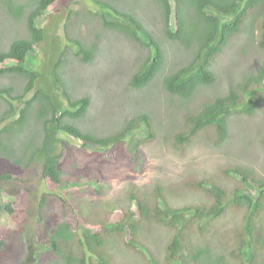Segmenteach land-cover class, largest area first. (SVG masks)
Segmentation results:
<instances>
[{"label":"trees","instance_id":"1","mask_svg":"<svg viewBox=\"0 0 264 264\" xmlns=\"http://www.w3.org/2000/svg\"><path fill=\"white\" fill-rule=\"evenodd\" d=\"M1 1L16 20L26 15L27 7L29 11L26 16L27 34L15 37L7 49H0V79H17L23 85L17 95H13L12 84L0 85V98L9 104L0 114V124L5 123L0 129V162L6 159L15 166L33 168L35 172L32 179L21 184L4 186L5 182L14 178L11 174L0 171V190L4 192L12 186L25 188L29 198H32L28 208L31 214L32 201L38 193V180L41 178L50 179L63 188L83 186L84 182H64L62 179L59 166L62 154L55 152L54 147L68 138H74L86 148L99 150L110 149L124 142L136 168L141 170L147 158L143 146L158 138L156 123L149 112L137 113L117 132L98 135L87 126L90 96L76 95L63 75L65 58L61 57L52 65L51 74L52 85L54 89L61 91L64 100L53 91L40 86L43 72L35 68L37 46L45 35L40 22L58 0H31L27 4L17 0ZM93 1L100 8L97 16L103 27L125 36L140 51L138 68L130 76L131 87H149L165 69L169 54L163 45L164 40L177 46L178 51L184 52V62L162 78L165 90L174 101H194L205 90L218 84L215 63L238 33L245 31L251 38L256 36L258 46L264 52V0ZM80 13L70 10L66 23L69 33L73 31L74 21ZM89 13L94 14L92 11ZM153 23L158 26L162 40L149 27ZM77 30L81 32L79 28ZM85 41L75 33L70 37L73 45L69 44V48L73 47L76 56L82 61L90 62L98 44ZM33 90L32 98L26 99V95ZM204 94V100L189 109L185 130L167 129L166 138L178 150L187 148L203 133L213 134L215 143L222 146L229 140L235 116L253 117L257 114L264 106V59L255 72L239 81L231 79L226 92ZM18 102H23L20 108H17ZM262 133L260 138L264 144ZM39 157L43 158L41 162L38 161ZM220 174L225 178L235 177L238 180L228 189L225 186L228 180L223 184L213 176H205L204 180L198 182H187L189 187L207 193L210 198L208 204L197 201L182 206L174 205L164 197L161 188H157L159 197L153 205L131 193L141 219L151 220L152 224L164 227L169 232L163 250L153 251L146 243L137 240L135 236L139 224L134 219L135 210L110 222L111 228L102 223L93 232V229L83 226V235L67 220L59 222L50 231L46 230L47 236L44 240H39L38 250L49 252L55 264H88L90 253L96 255V261L100 264H115L103 255L98 256V250L108 246L111 238L120 236L118 232L124 234L129 230L133 233L126 242L136 248L143 247L150 264H264L262 254L258 253L256 246L260 244L264 248V221H260L259 227L253 222L254 216L259 212L261 217L264 210V173H259L249 165L227 163L220 167ZM32 180L36 181V185H31ZM107 183L103 181L98 185L99 193L105 192L100 188H109ZM71 198L80 204L77 205L84 221L92 225L96 223L87 221L83 216L82 206L85 202L77 201L73 196ZM5 206L9 213L13 212L11 204ZM39 206L38 222L42 225L43 202ZM240 207L247 208V213L243 212L241 227L232 232L230 239L224 234L222 243L225 244V249H216L210 241L205 240L207 233L212 232L215 236V231L218 230L213 225L218 221L215 219ZM33 215L34 213L26 219L23 227L25 230L30 225L35 227ZM26 240V248L33 247L34 236L28 234ZM4 246L5 242L0 240V248ZM30 256L31 254L26 255V262ZM36 264H39V260Z\"/></svg>","mask_w":264,"mask_h":264},{"label":"rangeland","instance_id":"2","mask_svg":"<svg viewBox=\"0 0 264 264\" xmlns=\"http://www.w3.org/2000/svg\"><path fill=\"white\" fill-rule=\"evenodd\" d=\"M17 1L27 4L31 0ZM72 9L81 13L74 21L73 31L69 33L66 23ZM28 11L29 7L26 8V15L16 20L0 0V49H7L15 37L27 34ZM89 11L94 14L91 15ZM99 11V6L93 0H58L50 7L40 22L45 34L37 46L35 64V68L43 72L40 86L53 91L64 100L61 91L54 89L51 81L52 65L63 57L66 64L62 67V72L68 85L76 95L86 94L91 98L87 117L89 128L98 135H107L123 129L127 121L137 113L149 112L156 123L158 138L143 146L147 158L141 170L136 168L124 142L110 149L99 150L86 148L74 138H68L61 145L53 146L55 152L62 154L59 166L63 181H81L84 184L63 188L50 179L38 180V193L31 205L35 227L30 225L28 230L23 228L26 219L32 217V213L28 212L30 199L32 200L28 191L16 186L4 192L0 190V240L5 242L4 248H0L2 264H36L38 260L39 264H55L49 252L38 250V244L40 245L39 240H44L47 231L57 223L67 220L83 235V226L93 229V232L102 223L111 228L110 222L119 220L124 213H130L131 210H135L134 219L139 224L135 236L137 240L146 243L153 251L163 250L169 232L164 227L152 224L151 220L141 219L131 193L146 199L150 205L157 202V188H161L164 197L177 206L197 201L208 204L210 198L207 193L189 187L188 181L198 182L204 180L205 176H213L223 184L228 180L226 189L231 188L238 179L225 178L220 174V167L227 163L249 165L259 173H264V144L260 138L264 132V106H261L253 117L235 116L229 140L222 146L215 143L214 135L210 133H203L187 148L180 150L166 138L168 128L185 130L189 109L204 100V93L214 95L226 92L231 79L239 81L257 70L264 59V52L259 48L256 36L251 38L245 31L235 35L224 54L215 63L218 84L205 90L194 101L185 103L174 101L162 81L166 73L184 62V52L178 51L177 46L164 40L163 45L169 54L165 69L149 87L133 88L130 86V76L138 68L140 51L125 36L106 30L98 19ZM151 21L153 22L152 18ZM149 27L157 32V37L162 40L158 26L153 23ZM75 33L89 44H98L92 61H82L76 56L73 47L69 48V44H72L70 37ZM10 84L14 86L13 95L21 92L22 81L0 79V85ZM34 91L29 92L26 99L32 98ZM5 96L8 97L7 94ZM22 105L23 102H18L17 108ZM7 107V101L0 98V114ZM4 124H0V129ZM42 160V157L38 158L39 162ZM40 165L41 163L38 167ZM0 171L9 173L14 178L5 182L6 186L32 179L35 169H24L3 159L0 162ZM103 181L108 182L109 188H100L105 192L99 193L98 185ZM31 182V185H36V181ZM72 196L77 201L85 202L82 206L83 216L87 221L96 223L92 225L84 221L77 205L79 203L74 202ZM41 202L44 206L42 221L45 225L38 222ZM6 204H11L12 213L8 212ZM243 212L247 213V208L232 209L226 215L217 217L215 221H218L213 224L218 228L215 236L208 232L205 240L210 241L216 249H225V244L222 243L224 234L230 239L232 232L241 227ZM259 214L258 212L254 216L256 227L264 221V210L261 217ZM132 233L129 230L124 234L118 232L120 236L111 238L108 246L99 249L97 255H103L115 264H150L143 247L136 248L126 242L131 239ZM28 234L34 236L31 248H26ZM256 246L258 253L262 254L261 260H264V248H261L260 244ZM27 254H31L28 262L25 260ZM88 264H100L96 261L95 254L90 253Z\"/></svg>","mask_w":264,"mask_h":264}]
</instances>
